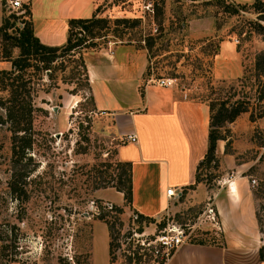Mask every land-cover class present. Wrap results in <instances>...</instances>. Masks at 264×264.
<instances>
[{"label":"rangeland","instance_id":"1","mask_svg":"<svg viewBox=\"0 0 264 264\" xmlns=\"http://www.w3.org/2000/svg\"><path fill=\"white\" fill-rule=\"evenodd\" d=\"M224 1L235 6L237 12H227L216 0H95L94 10L97 16L106 18V26L80 29L77 35L84 40L72 54L57 56L47 70L29 69L35 141L26 168L36 167L27 179L26 197L20 201L7 193L9 133L0 124V218L15 224L18 244L15 260L9 264H56L57 255L60 264H75L73 259L76 264H101V228L105 226L96 217L101 210L99 204L121 206L123 221L131 212L124 201L116 203L119 197L112 186L94 188V168L100 161L114 160L116 146L122 140L113 132L109 115L94 108L77 59L79 53L83 59L85 53L108 49L117 42L146 49L143 77H172L175 89L205 103L228 96L247 105V110L225 123L220 132L227 137L235 162L243 161L244 172L255 180L250 185L248 177L258 203L259 227L264 228V213L260 211L264 206V132L260 130L264 122V71L259 89L254 64L255 55L264 50V28L257 26L264 21L256 17L252 0ZM26 2L29 11L31 4L34 18L57 6V0ZM155 7L160 12L153 15ZM0 10L4 15L12 13L16 22L30 19L29 13L22 17L2 3ZM84 11L87 13L88 8ZM118 16L137 17L139 21L133 26L130 22L115 25L112 20ZM204 27L213 28V36L197 35V30ZM113 28L122 33L120 37L112 35ZM74 30L70 31L72 36ZM146 41L151 42L147 47ZM4 43L0 36V68L9 66L7 60H1ZM16 53L17 48L12 47L11 54ZM260 67L264 68V60ZM232 170L234 166L227 167L224 175L230 177ZM200 171L203 180L199 182L206 189L213 190L224 180L219 158L217 168L210 165ZM205 200L204 196L191 198L185 194L173 198L166 213L143 228L151 232L167 216L181 224L192 223ZM203 226L198 227L193 241L216 238V229Z\"/></svg>","mask_w":264,"mask_h":264},{"label":"crops","instance_id":"2","mask_svg":"<svg viewBox=\"0 0 264 264\" xmlns=\"http://www.w3.org/2000/svg\"><path fill=\"white\" fill-rule=\"evenodd\" d=\"M56 5L34 18L30 4L34 34L51 45L65 41L69 18L87 17L96 7L95 0H57ZM197 31V35L208 36L215 32L210 27ZM83 61L95 109L109 115L118 138L135 135L134 141L122 140L116 146L117 159L131 163V209L158 218L173 199L166 196L167 187L180 189V197L213 199L219 226L214 231L216 238L186 242L163 264H264V257L259 256V247L264 250V228L259 227L258 203L249 187L248 177H252L244 172L243 161L235 162L233 154L223 150V139L215 146L222 184L213 190L202 182L187 187L193 183L195 166L206 148L207 103L172 85L161 86L152 77H143L147 63L144 47L117 42L108 49L85 53ZM232 166L231 176L226 177L224 170ZM115 191L119 197L116 203L121 204L122 194ZM260 211L264 213V206ZM104 226L100 258L101 264H110Z\"/></svg>","mask_w":264,"mask_h":264},{"label":"trees","instance_id":"3","mask_svg":"<svg viewBox=\"0 0 264 264\" xmlns=\"http://www.w3.org/2000/svg\"><path fill=\"white\" fill-rule=\"evenodd\" d=\"M221 3L223 9L229 13H236L237 8L225 2L224 0H216ZM1 3V2H0ZM28 2L22 3L23 11L20 16L29 13ZM256 17L264 21V0H252L251 4ZM160 7V6H159ZM155 7L153 15L160 12V8ZM115 25L130 22L133 26L139 21V18H128L125 16L114 17L112 20ZM106 18L97 16L96 11H93L87 17L69 18L68 34L65 41L61 44H46L41 42L33 32V25L31 18H20L19 22L15 21L13 14H1L0 20V36L4 40L1 52V60H7L9 66L0 68V124H4L9 133V169L7 177V193L15 200L25 199L27 179L35 170L36 165L26 168L27 161L31 159L32 145L35 141L34 130L32 127V118L34 106L32 104V94H30V71L29 69H49V64L59 55L72 54L75 48L79 47L84 40L79 36L80 29L90 30L93 27L106 26L104 23ZM102 23V24H101ZM257 26L264 28V25L257 24ZM117 26H114V28ZM8 28H11L8 30ZM75 28L74 35L70 31ZM113 28V29H114ZM113 36L120 37L121 32L116 29L113 30ZM151 42L146 41L144 46L147 47ZM16 47L17 53L11 54V48ZM78 64L82 67L85 82L88 84L85 65L80 53L77 56ZM264 60V50L259 51L254 58L255 64V79L259 89L262 87V80L260 75L264 68L260 67V63ZM264 78V76H263ZM264 84V83H263ZM92 98V97H91ZM94 105V104H93ZM209 118L206 133V148L195 166L193 183L188 184L187 187H193L196 182L202 181L200 176L201 169L218 166V156L215 152L216 141L218 139H225L223 150L230 153L228 149V140L224 134H221L220 128L227 122L232 121L239 113L247 110V105L241 100L230 97L220 98L207 102ZM95 108V107H94ZM251 119L252 116L250 115ZM227 129V128H225ZM228 131V130H227ZM227 147V148H226ZM94 171L96 173L97 181L94 188L103 186H112L115 190L120 191L124 204L131 212L136 215L134 218L130 214L126 216L123 221L120 216L123 212L121 206L111 204V208H106L103 204H99L100 212L96 217L104 222L107 229L108 236V261L110 264H128L129 259L123 254L119 255L118 262H115L114 249L117 245L116 239L120 236L123 228L130 227L132 224L136 230H140L143 225L153 222L155 218L147 216L141 212L131 209V163L127 160H119L114 158L110 161H100ZM163 223V218L158 221L157 226ZM15 224L3 221L0 218V264H9L15 260V253L17 252V233L15 231ZM127 231V229H126ZM124 231L123 234L126 232ZM194 241H202L200 239ZM259 256L264 257V250L259 247ZM59 255L56 256V264H60ZM76 264L77 260L73 259ZM78 263V262H77ZM65 264H68L65 261ZM70 264V262H69ZM90 264V263H89Z\"/></svg>","mask_w":264,"mask_h":264},{"label":"built area","instance_id":"4","mask_svg":"<svg viewBox=\"0 0 264 264\" xmlns=\"http://www.w3.org/2000/svg\"><path fill=\"white\" fill-rule=\"evenodd\" d=\"M26 0H1V3L11 10L20 13L23 11L22 3ZM156 84L161 86H173L174 78L158 77L152 79ZM260 130L264 132V122L260 125ZM121 140L134 141L135 135L132 133L125 134ZM254 178H250V185H253ZM230 182V181H229ZM180 189L167 187L165 194L167 197L178 199L180 197ZM110 202H104L106 208H111ZM165 210L164 213H166ZM132 218L135 217L134 212L129 213ZM204 224L203 227L218 230V219L212 197H206L203 207L199 212L196 220L189 224H181L172 219L168 220V216L163 218V223L153 231L147 232L143 227L136 230L132 224L130 227L123 228L120 236L116 239L117 245L114 249L115 262H118L119 255L123 254L129 261L128 264H163L166 262L173 252L182 244L193 241L192 236L196 230ZM127 229V231H126ZM200 230V229H199ZM126 231L124 234L123 232Z\"/></svg>","mask_w":264,"mask_h":264}]
</instances>
